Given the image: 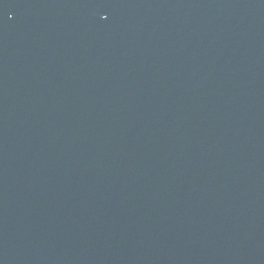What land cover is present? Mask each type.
<instances>
[{
    "label": "water",
    "instance_id": "95a60500",
    "mask_svg": "<svg viewBox=\"0 0 264 264\" xmlns=\"http://www.w3.org/2000/svg\"><path fill=\"white\" fill-rule=\"evenodd\" d=\"M0 264H264V0H0Z\"/></svg>",
    "mask_w": 264,
    "mask_h": 264
}]
</instances>
